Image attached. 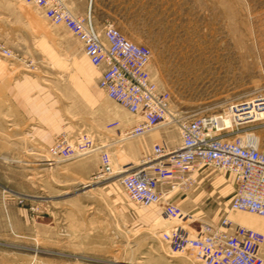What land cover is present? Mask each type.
I'll return each instance as SVG.
<instances>
[{
    "label": "rangeland",
    "instance_id": "obj_1",
    "mask_svg": "<svg viewBox=\"0 0 264 264\" xmlns=\"http://www.w3.org/2000/svg\"><path fill=\"white\" fill-rule=\"evenodd\" d=\"M135 1L133 22L116 27L151 48L150 73L170 93L175 115L218 113L228 100L264 91V0ZM0 46L11 52L0 54V264H205L162 240L181 220L161 205L134 203L118 179L121 166L154 143L176 144L177 125L153 130L152 144L146 136L118 141L113 124L123 130L132 116L103 90L101 103L81 95V65L98 85L81 42L26 0H0ZM82 130L110 144L112 173L101 171L97 152L52 160L56 139ZM254 130L264 146V127ZM191 178L168 194L188 222L228 215L246 225L229 210L232 173L204 167Z\"/></svg>",
    "mask_w": 264,
    "mask_h": 264
},
{
    "label": "built area",
    "instance_id": "obj_2",
    "mask_svg": "<svg viewBox=\"0 0 264 264\" xmlns=\"http://www.w3.org/2000/svg\"><path fill=\"white\" fill-rule=\"evenodd\" d=\"M69 0H26L41 9L52 24L64 25L80 42L84 54L100 70L98 86L133 115L132 124L118 131V141L143 136L168 124H176L178 142L154 143L138 162L121 166L118 179L136 204L161 205L163 214L182 222L161 232L175 251H194L205 264H264V232L234 222L228 215L217 222L192 225L190 216L169 201L177 187L187 188L191 172L204 167L233 174L235 188L230 211H248L264 216V146L255 128L264 127V91L228 100L218 113L190 118L175 115L170 93L152 77V50L125 36L114 24L98 27L89 8L75 15ZM0 54L10 56L2 49ZM82 130L74 137L60 135L52 149V160H69L97 152L101 171L113 172L110 144ZM186 223V224H185Z\"/></svg>",
    "mask_w": 264,
    "mask_h": 264
},
{
    "label": "crops",
    "instance_id": "obj_3",
    "mask_svg": "<svg viewBox=\"0 0 264 264\" xmlns=\"http://www.w3.org/2000/svg\"><path fill=\"white\" fill-rule=\"evenodd\" d=\"M76 2L75 0L68 1V5L75 15L85 16L87 14L88 9L90 8L94 23L96 25H101V26L111 23V24H114L115 26H120L122 29H124L125 26L133 22V18L138 13V3L135 0H133V2L132 0H77ZM89 63L90 65H92L91 62ZM85 70L86 69L84 68L83 65H81L78 68L77 75L75 78V85L77 89L79 90V92L81 93V95L85 97L89 102L101 103L102 101L101 89L97 85V82L94 80L92 73H89ZM95 71H96V74L99 76L100 70L95 67ZM109 99L114 101L119 106H121L115 100L111 98ZM24 103L27 104V102H24ZM121 107L124 108L123 106ZM129 114L133 118V115L130 112ZM123 118L129 119L128 117H124V116ZM39 132L42 136H45L47 138L46 140H48L52 136L51 130L50 131L41 130ZM150 133L151 132L143 135L144 137L146 136V138L144 139L147 144L153 143V141L149 138ZM234 188L235 186L231 190L232 192H231L230 201L233 196ZM249 214H254L256 215V217L253 215L251 216ZM238 216L239 218H236ZM234 217L240 222L246 225H249L251 227H254L258 230L260 229V231L264 232V216H261L256 213L248 212V211L238 210ZM262 255L264 257V244L262 246Z\"/></svg>",
    "mask_w": 264,
    "mask_h": 264
},
{
    "label": "bare ground",
    "instance_id": "obj_4",
    "mask_svg": "<svg viewBox=\"0 0 264 264\" xmlns=\"http://www.w3.org/2000/svg\"><path fill=\"white\" fill-rule=\"evenodd\" d=\"M84 53V52H83ZM92 64V63H91ZM93 65V64H92ZM94 66V65H93ZM173 125V124H172Z\"/></svg>",
    "mask_w": 264,
    "mask_h": 264
}]
</instances>
